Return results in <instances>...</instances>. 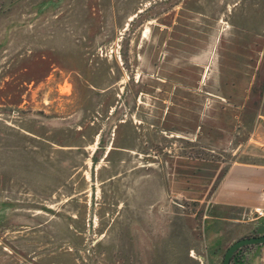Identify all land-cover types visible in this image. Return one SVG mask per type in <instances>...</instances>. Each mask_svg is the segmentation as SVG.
I'll return each instance as SVG.
<instances>
[{
	"label": "rangeland",
	"instance_id": "rangeland-1",
	"mask_svg": "<svg viewBox=\"0 0 264 264\" xmlns=\"http://www.w3.org/2000/svg\"><path fill=\"white\" fill-rule=\"evenodd\" d=\"M263 158L264 0H0V264H189Z\"/></svg>",
	"mask_w": 264,
	"mask_h": 264
},
{
	"label": "crops",
	"instance_id": "crops-1",
	"mask_svg": "<svg viewBox=\"0 0 264 264\" xmlns=\"http://www.w3.org/2000/svg\"><path fill=\"white\" fill-rule=\"evenodd\" d=\"M209 205L204 216V245L200 249L188 247L189 264H217L221 250L228 246L227 235L234 243L255 233L264 234V215L255 214L258 208L264 211V158L247 168L234 167ZM246 249L235 255L232 264H260L258 249L250 253Z\"/></svg>",
	"mask_w": 264,
	"mask_h": 264
},
{
	"label": "water",
	"instance_id": "water-1",
	"mask_svg": "<svg viewBox=\"0 0 264 264\" xmlns=\"http://www.w3.org/2000/svg\"><path fill=\"white\" fill-rule=\"evenodd\" d=\"M256 245H264V234L244 237L235 241L226 249L223 255L222 264H232V259L239 250Z\"/></svg>",
	"mask_w": 264,
	"mask_h": 264
},
{
	"label": "built area",
	"instance_id": "built-area-1",
	"mask_svg": "<svg viewBox=\"0 0 264 264\" xmlns=\"http://www.w3.org/2000/svg\"><path fill=\"white\" fill-rule=\"evenodd\" d=\"M255 214L258 217H262L264 215V211L262 209L258 208V209L255 210Z\"/></svg>",
	"mask_w": 264,
	"mask_h": 264
},
{
	"label": "trees",
	"instance_id": "trees-1",
	"mask_svg": "<svg viewBox=\"0 0 264 264\" xmlns=\"http://www.w3.org/2000/svg\"><path fill=\"white\" fill-rule=\"evenodd\" d=\"M250 247H251V246H250ZM245 248H246V247H245ZM243 249H244V248H243ZM241 250H242V249H241ZM241 250H239V251H241ZM239 251H238V252H239ZM238 252H237V253H238ZM237 253H236V254H237ZM236 254H235V255H236ZM235 255H234V257H235ZM234 257H233V258H234ZM232 261H233V259H232ZM231 263H232V262H231Z\"/></svg>",
	"mask_w": 264,
	"mask_h": 264
}]
</instances>
